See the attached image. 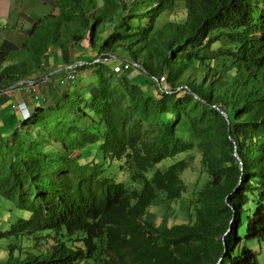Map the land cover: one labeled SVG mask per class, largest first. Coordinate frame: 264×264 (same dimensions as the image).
Wrapping results in <instances>:
<instances>
[{"label":"trees","instance_id":"obj_1","mask_svg":"<svg viewBox=\"0 0 264 264\" xmlns=\"http://www.w3.org/2000/svg\"><path fill=\"white\" fill-rule=\"evenodd\" d=\"M56 8L29 31L23 68L0 57V90L82 61L72 71L89 66L95 78L60 86L51 76L29 119L0 139V198L24 216L0 237L33 244L11 243L0 264H261L264 0H61ZM111 56L146 74L131 64L115 72ZM193 151L204 180L193 219L155 226L145 214L159 197L186 191ZM112 162L128 182L114 178L117 168L105 174Z\"/></svg>","mask_w":264,"mask_h":264},{"label":"rangeland","instance_id":"obj_2","mask_svg":"<svg viewBox=\"0 0 264 264\" xmlns=\"http://www.w3.org/2000/svg\"><path fill=\"white\" fill-rule=\"evenodd\" d=\"M56 2L58 3V5H60L61 0L60 1L55 0V3ZM174 16H175V13H172L168 18H173ZM182 16H183L182 14L181 16L178 15L179 18H181ZM163 19H166V17H163ZM83 45H87V40L83 42ZM53 56L54 55H52V57ZM111 57L117 60L116 57L114 56H111ZM98 60L99 59L97 58L94 61L99 62ZM115 62L116 61H110V62H107V64L113 65ZM87 69L94 70V69L89 68V66L78 69V71L80 72V76L77 79L78 80L77 83L80 82L81 84H86L89 81V79H92L94 81L95 75L92 74L90 76L91 72L88 71ZM69 70L71 69H67V70H63V71H59L55 73L54 75L56 77V80L61 75H63L65 71H69ZM56 80L55 82L59 84V81H56ZM49 83L50 82L47 81V83L44 84V86L42 87V91L48 89V87L51 84H54V82L50 84ZM38 91L40 90L38 89ZM53 92H56L54 88H53ZM185 130H187V128H185ZM9 137L10 135L8 134L2 137V139L4 141H7ZM37 140L39 141V139ZM95 152L96 151L94 150V153ZM188 155H195V159L193 163L181 175V180L183 181L184 185H186V191L181 195L179 199L173 200V201H164L162 197H159V199L155 201L156 205L154 204L148 209V211L150 212L151 208H153L154 209L153 212L149 214L148 213L145 214V219L152 222V224H154L155 226L158 225L160 227H164V226H170L172 224H183V223L191 221L194 217L193 212L190 210L191 209L190 203L192 202L197 190L202 186L204 180L200 177V174H199L200 168H199L198 154L196 153V151H193L192 153H188L187 156ZM92 156H94V154ZM183 157H184V153L183 154L181 153L174 158H169V159L162 161V163H160L159 165H156L153 168L149 169V171L147 172V176H151L152 173L156 170V168L173 163L176 160L181 159ZM96 159L97 160L100 159L99 153L96 156ZM114 168L115 169L117 168V172L115 173L114 178L117 181L128 182V177H124V174L118 172V164L116 162L111 163L110 169H106L105 174H108L109 176H113V173L115 171ZM137 186L139 187L140 185H137ZM0 203L2 205L0 207V234H1L2 232H6L7 230L9 231L11 224L15 223L18 218L24 217V216L22 212H17L18 210L15 211L16 208L14 210V206L9 201H5L2 198H0ZM11 243H13L14 245H17L18 247H25V250H27V246L32 247L33 245L32 240H29L27 237H24V236H20L17 239L15 237H12V238H5L4 236L0 237V261L2 259L5 260L9 257V245ZM40 247H37V250H39ZM255 250L259 252V255H258L259 262L261 264H264V244H261L260 246L257 245L255 247ZM19 253H20V249L16 250L15 255L17 256L19 255Z\"/></svg>","mask_w":264,"mask_h":264},{"label":"crops","instance_id":"obj_3","mask_svg":"<svg viewBox=\"0 0 264 264\" xmlns=\"http://www.w3.org/2000/svg\"><path fill=\"white\" fill-rule=\"evenodd\" d=\"M56 10L55 0H0V57L3 56L7 61L3 66L15 65L23 68L26 55L22 47L28 39L29 31L36 22L53 15ZM54 56H59V51L55 50ZM21 99L27 101L30 112L39 103L30 99L27 88L16 91L0 90L1 140L8 134L11 137L23 120L21 112L13 107Z\"/></svg>","mask_w":264,"mask_h":264},{"label":"built area","instance_id":"obj_4","mask_svg":"<svg viewBox=\"0 0 264 264\" xmlns=\"http://www.w3.org/2000/svg\"><path fill=\"white\" fill-rule=\"evenodd\" d=\"M112 59H114V58H112ZM98 61H100V60H98ZM128 64H131V63H121V64L116 63L114 66V71L120 72V71L127 70L128 66H129ZM130 66L136 67L133 64H131ZM78 77H79L78 73L73 72L72 70H69V71H66L63 75H61L56 81H59L60 86L61 85H69V84H72L76 79H78ZM47 81H49V78L47 80H44V81L38 83V84H36L33 81L25 82L22 84V86L25 85V88H27V91H28V95H32L33 99L37 101L39 99V97H41L42 87L44 86L45 83H47ZM22 86H20V87H22ZM38 89L40 91H38ZM17 90H19V89H17ZM14 105H15V106H13L14 108H16L22 112L24 119L29 118L30 113L27 109L26 102L23 99L18 100L16 102V104H14Z\"/></svg>","mask_w":264,"mask_h":264},{"label":"water","instance_id":"obj_5","mask_svg":"<svg viewBox=\"0 0 264 264\" xmlns=\"http://www.w3.org/2000/svg\"><path fill=\"white\" fill-rule=\"evenodd\" d=\"M109 61H110V60H109ZM94 62H95V61H93V63H94ZM88 64H89V63H87V62H83V61H82V62H76V63H74V64H72V65H70V66L59 67V68L55 69L53 72H51L50 74L45 75V76H43L42 78H40V79H38V80H35V81H33V82H35L36 84H38V83L44 81L45 79H47L48 77H51L52 75H54L55 73H57V72H59V71H63V70H67V69H71V70H73V69H75V68H76L77 66H79V65H88ZM135 66H136L140 71H142L143 73L146 74V72L144 71V69H143L141 66H139V65H135ZM25 82H29V81H25ZM25 82L18 83V84H16V85L10 87L9 89H6V91L14 90V89L20 87V86H21L23 83H25ZM215 109L219 110V111L225 116V118H226V120H227V122H228V116H227V114H226L223 110H221L220 108H218V107H215ZM234 155L239 159V156H238V154H237L236 151H234ZM240 164H241V161H240Z\"/></svg>","mask_w":264,"mask_h":264},{"label":"clouds","instance_id":"obj_6","mask_svg":"<svg viewBox=\"0 0 264 264\" xmlns=\"http://www.w3.org/2000/svg\"><path fill=\"white\" fill-rule=\"evenodd\" d=\"M100 61L102 60V59H100V58H98ZM104 60H106V61H112L113 59H112V57H110V58H108V59H104ZM99 61V62H100ZM116 64V63H115ZM133 65H135V64H133ZM81 66V65H80ZM78 67V66H77ZM51 78V77H50ZM27 81H32V80H27ZM20 83V82H19ZM18 84V83H17ZM16 85V84H15ZM22 86V85H21ZM20 87H18V88H16V89H14V90H10V91H15V90H17V89H19ZM26 106H27V104H26ZM20 111V110H19ZM29 111V110H28ZM21 112V111H20ZM29 113H31L30 111H29ZM21 114H22V112H21ZM22 117H23V114H22ZM30 117V116H29ZM29 119V118H28ZM23 120H27V119H24V117H23Z\"/></svg>","mask_w":264,"mask_h":264}]
</instances>
